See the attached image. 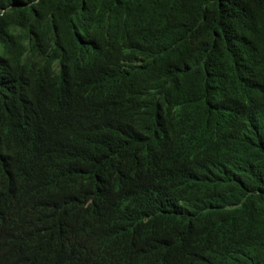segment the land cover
I'll use <instances>...</instances> for the list:
<instances>
[{
    "label": "trees",
    "instance_id": "16d2710c",
    "mask_svg": "<svg viewBox=\"0 0 264 264\" xmlns=\"http://www.w3.org/2000/svg\"><path fill=\"white\" fill-rule=\"evenodd\" d=\"M31 1L0 0V33L34 29L31 56L48 58L11 65L0 81V264H264V0H127L121 16L113 0H94L89 13L74 10L78 24L131 40L134 15L178 4L179 45L104 100L91 78L51 77L61 55L93 59L66 42L61 9L75 0L45 12ZM51 15L64 49L39 32L52 36ZM26 130L39 151L25 148Z\"/></svg>",
    "mask_w": 264,
    "mask_h": 264
},
{
    "label": "clouds",
    "instance_id": "9594fccd",
    "mask_svg": "<svg viewBox=\"0 0 264 264\" xmlns=\"http://www.w3.org/2000/svg\"><path fill=\"white\" fill-rule=\"evenodd\" d=\"M51 1L54 0H33L27 6L33 3L40 7L38 9L40 12H45L51 6ZM93 1L75 0L67 10L63 7L61 9V12L70 18L72 24L71 27L70 25L67 27V34L71 37H68L66 42L72 43L74 47L75 42L81 43L85 52L90 50L94 52L93 59L86 66H78L74 62H69L71 54L61 55L50 64V69L51 77L55 74L62 76L64 73L66 78H91L94 94H97L99 100H104L109 97L112 88H118L121 93L127 90L124 81L131 83L132 80H137L145 69L153 66L179 45L181 42L179 33L183 31V20L177 16L178 4L177 9L171 8L160 12L154 7L149 14L141 12L133 16L135 29L131 32V40L116 39L95 24H78V20L72 17L74 10L80 15L89 13ZM113 2L119 16L128 9L127 0H113ZM39 11L34 12V19L38 17ZM44 26H51L52 36L43 35V32L39 31L50 44V48H63L65 31L59 18L51 15ZM69 27L70 31H68ZM12 28L14 31L9 32L8 35L0 33V57L4 59L0 63L1 82L9 81L12 76L10 67L18 62L32 64L35 68L48 65L47 57L31 56L35 50L29 46L28 37L35 38L38 32L18 23ZM13 35L22 37L27 49L25 52L16 47V43L12 40ZM93 35L99 39L92 37ZM20 136L25 142L27 151L40 150L33 131L26 130Z\"/></svg>",
    "mask_w": 264,
    "mask_h": 264
}]
</instances>
